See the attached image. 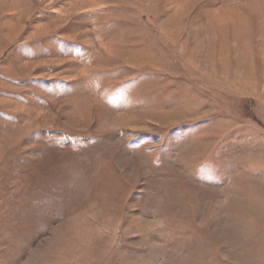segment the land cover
Returning <instances> with one entry per match:
<instances>
[{
	"label": "rangeland",
	"instance_id": "1",
	"mask_svg": "<svg viewBox=\"0 0 264 264\" xmlns=\"http://www.w3.org/2000/svg\"><path fill=\"white\" fill-rule=\"evenodd\" d=\"M0 264H264V0H0Z\"/></svg>",
	"mask_w": 264,
	"mask_h": 264
}]
</instances>
